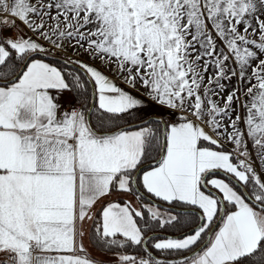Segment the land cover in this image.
<instances>
[{
	"label": "snow or ice",
	"instance_id": "6c2138e0",
	"mask_svg": "<svg viewBox=\"0 0 264 264\" xmlns=\"http://www.w3.org/2000/svg\"><path fill=\"white\" fill-rule=\"evenodd\" d=\"M0 264H264V0H0Z\"/></svg>",
	"mask_w": 264,
	"mask_h": 264
},
{
	"label": "crops",
	"instance_id": "0c3cea01",
	"mask_svg": "<svg viewBox=\"0 0 264 264\" xmlns=\"http://www.w3.org/2000/svg\"><path fill=\"white\" fill-rule=\"evenodd\" d=\"M17 31H19V29H17ZM24 32H25L27 35L31 36V33H30L26 28L24 29ZM4 35H11V34H10V33H5ZM33 38H35V37H33ZM81 59H86V58L81 57ZM134 94L137 95V96H139V93H134ZM61 103H62L65 107H68V105H69L70 103H74V99L72 98V96H71L70 93H67V92H66V93L63 94V98L61 99ZM218 175H219L221 178H222V176H223L222 173H220V174H218ZM117 199H119V202H121V203H123L124 200H130V201H132V203H133L134 205L137 203L135 197L132 196V195H127V196H122V197H117L116 195H112V196H109V197L105 198V200L102 201V203H107V202L110 201V200H117ZM99 207H100V206L97 205V209H99ZM95 210H96V209H94V211H95ZM97 214H98V213H97ZM85 227H86V228L90 227V222L86 223ZM84 242H85V246L88 247L89 251L92 253V255H93L94 257H96V258H106V257L103 256V254H102L100 251L97 250L96 247H94L92 244L89 243L87 236L85 237V241H84Z\"/></svg>",
	"mask_w": 264,
	"mask_h": 264
},
{
	"label": "trees",
	"instance_id": "16d2710c",
	"mask_svg": "<svg viewBox=\"0 0 264 264\" xmlns=\"http://www.w3.org/2000/svg\"><path fill=\"white\" fill-rule=\"evenodd\" d=\"M135 206L139 208V207H140L139 202H137V203L135 204ZM173 234H174V233H173ZM127 251H128L129 253H134L136 250H134V249H128Z\"/></svg>",
	"mask_w": 264,
	"mask_h": 264
}]
</instances>
